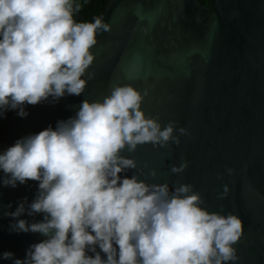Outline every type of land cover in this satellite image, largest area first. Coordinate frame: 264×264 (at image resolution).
<instances>
[{"label": "clouds", "instance_id": "1", "mask_svg": "<svg viewBox=\"0 0 264 264\" xmlns=\"http://www.w3.org/2000/svg\"><path fill=\"white\" fill-rule=\"evenodd\" d=\"M76 0H0V114L7 109L28 113L52 97L81 95L94 73L85 77L95 56L99 34L111 31L102 15L77 22ZM145 32L148 29H144ZM143 93L131 84H116L102 101L85 99L75 116L37 134L18 139L0 153L4 186L38 182L27 209L42 213L40 222L18 219L14 232L47 237L32 244L24 259L10 251L2 258L13 264H227L238 260L234 247L243 234L242 219L202 207L204 200L190 183H147L138 175L134 157L122 155L139 145H179L185 127L175 135L176 121L162 128L141 108ZM147 167V164L145 165ZM188 162L171 166L183 173ZM231 174L234 169L228 168ZM143 173V169H139ZM156 177L157 169L143 173ZM229 186L218 198H225ZM25 201L14 212L20 217ZM11 207V204L8 205ZM99 247L106 255L102 259ZM88 251L95 255H88Z\"/></svg>", "mask_w": 264, "mask_h": 264}, {"label": "water", "instance_id": "2", "mask_svg": "<svg viewBox=\"0 0 264 264\" xmlns=\"http://www.w3.org/2000/svg\"><path fill=\"white\" fill-rule=\"evenodd\" d=\"M208 1L108 0L99 15L111 31L98 35L91 49L95 59L84 77L94 73V78L79 96L25 104V117L15 109L0 134V153L18 139L55 129L58 121L75 116L85 99L102 101L116 84H131L141 93L147 89L141 104L146 116L162 128L176 121L175 135L180 127L190 134L180 136L179 145L125 150L122 155L134 157L138 168L121 177L135 174L150 184L167 182L170 190L192 184L204 200L202 207L242 219L234 264H264V0ZM182 159L188 167L172 173L171 166ZM152 168L158 175L146 177L143 173ZM228 168L234 171L229 174ZM4 178L0 169V264H13L2 258L3 252L24 259L32 244L47 237L10 230L18 219L30 224L44 215L27 213L37 181L17 182L13 188L3 185ZM224 185L229 192L221 199ZM25 198L20 217L4 215ZM96 251L106 259L98 246Z\"/></svg>", "mask_w": 264, "mask_h": 264}, {"label": "trees", "instance_id": "3", "mask_svg": "<svg viewBox=\"0 0 264 264\" xmlns=\"http://www.w3.org/2000/svg\"><path fill=\"white\" fill-rule=\"evenodd\" d=\"M108 0H76L77 3L82 5L81 11L75 15V19L77 22H90L93 17L100 14L102 9L107 3ZM202 3H208V0H200ZM14 110L7 109L4 110L2 114H0V134L5 128L7 122L11 118V115Z\"/></svg>", "mask_w": 264, "mask_h": 264}, {"label": "flooded vegetation", "instance_id": "4", "mask_svg": "<svg viewBox=\"0 0 264 264\" xmlns=\"http://www.w3.org/2000/svg\"><path fill=\"white\" fill-rule=\"evenodd\" d=\"M204 4H209V2L208 3H204Z\"/></svg>", "mask_w": 264, "mask_h": 264}]
</instances>
